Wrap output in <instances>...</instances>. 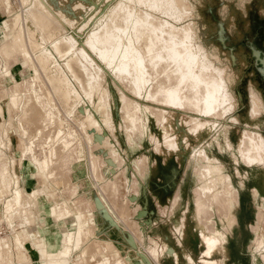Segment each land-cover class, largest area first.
Wrapping results in <instances>:
<instances>
[{
    "label": "bare ground",
    "instance_id": "bare-ground-1",
    "mask_svg": "<svg viewBox=\"0 0 264 264\" xmlns=\"http://www.w3.org/2000/svg\"><path fill=\"white\" fill-rule=\"evenodd\" d=\"M1 1L3 0H0V5H1ZM5 1L8 4V14L10 13L12 15H9L7 18L3 19L2 23L0 24V34L2 35L0 36L1 37L0 57L4 60L5 58L7 59L13 56L16 57L17 55H21L25 60L26 64H29L30 67H32L33 74L34 77L37 79V82L39 81L38 79H42L43 83L46 85L45 88L48 89V91L44 90V93L41 91L43 93L42 95L41 92L40 93L38 92L39 89L36 90L35 87L34 88L27 87L32 89H30V91L24 97L21 95L22 92L20 90L21 89L20 87H22L23 83L22 81H20L22 83L21 84L19 82L21 86L20 85L18 86L17 84L18 82H17L15 84L16 90L12 92L13 94L10 95V92L9 94H7L10 96H7L8 103L6 104V107L4 108V105L0 103V116L3 117L2 119H6L4 118V116L11 114L12 110L16 111V109L22 108L23 111L21 117L22 121H20L22 124L20 125L22 131V137L20 135V138H18V146L22 147V144L23 146L26 144L27 147L26 149L31 150L32 155L36 154V152L33 153L34 149L32 145L33 142L34 143L36 142L34 141L35 139L34 137H33L34 138L33 142H26L28 136L30 135L35 136V134L39 136L41 133H43L42 129H45L44 126L48 124L49 120L53 122L52 119L56 117L54 116L55 113L53 108L58 106L57 108L58 110H60L59 109L60 104H58L57 100L61 101L63 105L66 106L65 107L66 111H64L62 107L61 110H63V112L70 113V116L72 114V109H73L71 108V106L74 107L75 104L74 102H77V100H81V99L86 100L87 102H89L88 117L82 116L81 114L80 115L81 117L87 118L85 120L86 123H88V126L90 125L94 128L97 125L98 126L107 125V127H109L107 129L110 130L111 126L109 125H112V123H114V113H113L114 111L112 110V105L114 104V102L117 101L118 98L116 97L115 90H113V84L109 80V75L111 74L108 71L107 72L109 73V75H106L107 72L105 74L103 73V69L106 68L110 69L112 73L116 74L117 77L115 76V78H119L120 83L121 80H125V79L129 81L131 83V87L130 86L129 87L133 89L134 93L142 96V98L143 96L146 99L147 97L152 98V100H157L158 102L161 101L163 104L173 106L174 108L185 106L186 108L190 107V110L194 109L198 111L201 115L200 116L201 119H199L197 123L195 122L194 125L195 133L197 131L208 133L210 127H212L213 124L210 121V119L207 120V118L205 119V117L211 115L214 116L213 114H216V112L219 113L220 111L218 110L219 109L221 110V108H223V110L224 109L228 110V108H226V105L229 106L233 105L232 101L234 99L232 97V93L225 76L226 69L217 66L216 63L212 60L209 51L205 47L200 45L199 44L200 42L197 43L198 40L196 42L195 38L197 37V32L194 31L193 29L194 27H190V25L179 27L176 24V22L179 23L178 21H181V19L187 18L186 14L189 8L187 4L188 0H120L118 5L115 8H113V10L110 13L102 14V12H100L99 10L100 12L99 16L95 15L87 20H83V18H80L81 13L91 15L90 13L92 12V9L97 6L95 0H76V3L74 4V10L76 11V13L74 12L73 17H69L68 15L69 11L66 10L65 6H59L57 9H54L49 3L51 0H33L31 3H29L30 0H18L19 5L21 4L23 6L21 9L19 8L20 10H16V8L14 7V5H16L15 3H17L16 0H5ZM185 15L186 17H184ZM64 23L70 25V27L73 29V33L68 34V36L65 37L62 36L61 34L62 31L61 27ZM220 28H221L220 32L222 33L223 27ZM221 35L222 36L220 39L222 42H224L225 37L223 36V34ZM48 40H50L51 45L48 46L43 45ZM78 44H82L81 48H79L80 49L79 51H77L79 47ZM223 47H225L224 44ZM87 49L98 55V57L101 59L102 64L101 63L100 64L103 66V69L98 68L97 70H95V68L93 67L94 66L93 60H91L89 56L90 54H88ZM230 51L233 52L232 50ZM73 53L75 54L73 55ZM260 53H261L260 51L258 50L256 51V55L258 57H260ZM255 58L256 57H254V59ZM261 59L263 64L262 67L263 69L262 68L261 69L264 70V58ZM256 60L257 58L255 59V61ZM52 63L54 64V66H51ZM258 64L260 63L258 62ZM255 66H258L257 68H259L260 65H255ZM7 69L5 70L7 71ZM12 72L10 70V72L7 73L11 74ZM259 72L261 73V70ZM41 82L42 81L40 80V83ZM31 83L32 85L36 84V82L33 83V81ZM44 84H42L41 87L44 88ZM47 85L49 88H47ZM118 85L120 86V84ZM43 88H41V90H43ZM12 90L14 89H11V91ZM118 91H119V100L121 102L120 110L122 109L125 113L124 117L122 116L123 117L122 120L123 122L127 123V125H130L131 128L136 129L137 110L138 108L139 109H144V108L141 105H135L133 102L129 101L128 98H126V96L123 93H121L119 89ZM5 92L6 90L4 88V93ZM6 93L3 94V96H5ZM252 94H253L252 97L254 99L252 105L255 104L254 107L252 108L255 113L259 114L258 112L259 108L258 109L256 108L260 107L259 105H262L261 100L258 97H256L254 93ZM73 98L74 100L75 99L77 100L76 101L73 100L72 104L69 106V104L71 103V99ZM54 102L57 104H55ZM139 102L141 101L139 100ZM77 105L81 106L80 103L79 104L77 103L76 106L74 107V111ZM231 108L233 107L231 106ZM151 110L154 111V109L152 108ZM74 111L73 114L77 112L76 111L74 113ZM96 112L101 113V118L98 117ZM255 113L252 114V117L255 116L254 115ZM60 115L61 113H59L58 116ZM67 115L69 114H65V116ZM10 116H8L9 119ZM158 116L160 120H158L157 118L156 119L161 125L163 126L173 125L172 114L162 111V113H160ZM256 116L258 117L259 115ZM71 118L72 120H74L73 116ZM24 120H26L27 124L29 123V129H26L27 127L25 129L24 127H22L25 125V124L23 125ZM60 120L54 122L59 124L61 130H64L62 129L63 127L62 124L64 125V123L62 122L63 119L62 121ZM149 120L152 121V116H149ZM188 120L185 122L187 123ZM4 121L0 123V132L6 133L5 135H8V133L11 130L12 131L14 130V124L12 122L13 119L12 121L10 120L9 122L8 121L4 122ZM84 121L82 120V123ZM190 121H192V118ZM51 122L48 125H51ZM27 124L26 126H28ZM53 124L54 123H52V125ZM84 125L87 124L82 125L83 127H86ZM77 127H79V125ZM79 128L78 131L81 130V129L79 130ZM100 128L98 127V129ZM138 128L140 127H137V129ZM113 129L115 130L114 127ZM70 130L71 128L68 129V131ZM73 131L72 134H74ZM75 131L77 132V130ZM102 131H103V127H102ZM189 131L191 132L193 130L190 129ZM14 133L15 135H17L19 132L17 133V131H15ZM86 133H88V131ZM98 133H102V132L99 131ZM140 133H142V131H140ZM252 133L251 135H248L246 133L242 134L237 149L238 154H236L237 156L235 155L236 172L238 171L236 177H238L239 183L236 182L235 177H232L230 173L225 171L224 163L219 157H212L209 155V152L212 149H215V151L218 152V154L222 155V153L219 152L220 151L219 148L222 149L221 142H218L217 145L218 148L216 149V142L217 140L219 141L218 134L213 137L212 141H210L206 146L198 150L197 153H194L193 156L191 157L192 158L191 160L194 162H197V158L198 160L203 161V164L200 166L199 169V174H200L199 177L202 183L195 188L194 193H195L196 217L201 225L200 235L202 239V244L205 246V250L203 251L204 255L202 254V256L204 257L202 258L206 257L207 259H211V260L202 259L206 264L207 263L220 264L222 262L221 259L214 256L217 253H219L220 248H222L223 245L225 244L229 245L233 249L234 254L236 256L243 258L244 262L246 263L250 262V260L255 262L256 256L259 257V261L261 264L264 263V172H263L264 136H258V135L254 136L252 135ZM60 134H62L63 136V133H61V131L59 132V134L57 132L58 137L57 136L56 137L58 139L60 137ZM76 134L78 135V133ZM5 135L3 134L4 137ZM64 135L66 136V137L64 136L66 139L65 138L62 139L61 136L59 145L52 144L53 145L52 146L50 144L51 150L50 151L48 149L47 150L51 152L50 153L51 155L55 154L56 156L58 155L63 156V149L65 147H68L67 144L69 142L67 140V136L69 134H64ZM87 135L89 139L90 137H92V135L89 134ZM37 136L35 137L38 138ZM49 136H48L49 138L48 140H50ZM70 137L68 138L71 139ZM129 137L130 136H128V138ZM30 138L32 139V136ZM57 138L56 139L52 138V139L54 140V142H56ZM165 138L166 139H164L165 141L163 143H159V140L157 139L154 142L157 143L155 148L157 150V153H159L160 156H162L163 161L161 160L158 166H155L153 168L152 173H148V175L144 177L147 188L151 190L159 198H163V196L169 191L173 190L176 184L178 183L181 174L180 173L181 169L176 165V162L174 161L176 159L175 156L180 157V160L184 161L186 159L187 150L189 149V143H187L186 138H185L186 139L185 146H183L182 144L183 142L182 140L184 139H181L179 136H175V137L167 136ZM45 140L48 142L47 138ZM53 140H51L52 143ZM75 140L77 141V139ZM0 141H1L0 144H2L3 143L2 136L0 137ZM107 141L109 142L110 140H108L107 138ZM107 141H105L106 143L105 145H109ZM51 142L49 141V143ZM70 142L73 143V141L71 140ZM74 143L70 145L72 146L74 145ZM47 145H44V147L46 148L49 146ZM224 146L228 150L233 148V145L230 142V140H228V138ZM74 147L76 146H73V148L71 147V149H74ZM71 149L69 150L71 151ZM66 150L68 151L67 148H65V152ZM75 150L77 151L76 148ZM116 151L118 150H115V152ZM71 153L73 152H70V154ZM50 154H49V158L51 156ZM70 154H67V156L69 157ZM116 154L118 153L116 152ZM116 154L115 157L117 156ZM37 157L36 156L34 157L36 162L35 165H37L39 169H42L40 170V172H38L39 174L44 171L43 169L46 170V166L49 165L47 163V160L50 161V159H47L48 157L47 158L44 157L45 160H40L39 157L38 158ZM59 157H57L56 159H58ZM92 157L90 160L95 159L94 158L95 156ZM221 157L222 159H225V156H221ZM52 158L53 157H51V160ZM118 158L116 157L115 159ZM140 158L138 157V161L140 159L146 162V164H148L149 159L147 157H140ZM69 159L70 158H68V160ZM74 159L73 161L76 160ZM124 159L125 158H123V161ZM60 160L61 159H59V161ZM66 160L63 159V161H65L64 165H66L67 163ZM52 162L53 160L51 161V163ZM4 163L5 162H3L2 164ZM59 163H61V161ZM94 163L96 164L97 162ZM1 165H0V208L5 207V212H6L5 214L7 215L9 214L10 217L13 215L12 214L13 212H15L16 214V211L19 209V207L17 206L20 205L22 202L23 190H21L19 186V182H20L19 178L17 179L14 175H12L13 173L11 174L10 172L11 170L7 167L8 164H6L7 166L6 165L1 166ZM50 165L52 166V164ZM91 165L93 167V164ZM96 166L94 165V167ZM242 168H244L245 171L242 172ZM14 169L15 168H13V170ZM93 170L95 171L96 169ZM13 172L15 173V171ZM66 173H63L64 176L62 174L61 175L57 174V176H52L51 178L43 176L45 175V173L42 174V177L40 176L41 178L39 181L44 188L43 190L47 192L48 195L55 197L58 188H60V186L62 185H67L70 182V178L68 177L69 175L66 176L67 175ZM98 175L99 173L96 174V176ZM116 176L119 177V175ZM99 177L98 179L100 181ZM117 178H115V180L111 182V186L113 188L112 190L110 189L111 191H113L114 189L116 190L124 189L122 187L120 188L119 184L121 183H119V180ZM249 179L250 181L255 183L252 189L254 196L256 198H259L262 202L261 203L262 207L259 208L256 214L257 223L255 224L257 225V227L256 226L253 227V229L255 228V236H256V238L254 237L255 241L253 240L254 241V246H252L253 251L247 249L244 246V240L246 237H248L247 235L250 234L251 230L246 224L248 222V217H249L248 209L245 206H241L242 205L241 196L243 192V190H241V187H244L246 181ZM12 186H14L13 189L11 188ZM11 189H12V197H10L11 199L8 200L7 202L6 201L4 202L3 200H5L6 197L9 196V195L7 196V194H9ZM33 191L35 192L36 196H34L35 200H33L34 202L32 203H35L36 201L35 205H37V198L40 195L41 190H39L40 193L38 192L36 193L37 188L35 190L33 189ZM75 193L73 192V195ZM140 193H141L140 195H142V199H140V197L139 199L142 201L144 206L143 209L141 208L142 206L140 207L142 209V211L140 212V217L143 219L145 218L149 219L150 216L153 217L156 215L157 208L153 203L152 198L149 192H147V190L141 187ZM122 195L121 197H124L125 199L126 194L124 196ZM115 196L117 197V195ZM29 200L32 201L31 199ZM107 200L109 201V199ZM114 200L113 202L115 203L113 204L114 206H116L118 210L115 211V213L117 212L119 214V219H120V221L117 220L114 223V226H116V228L118 229H120V227L122 226L123 229L129 231L130 237L128 238V242L131 243L133 246H136V244L138 246L137 249L138 251L134 252L135 259L137 261L135 264H145L144 260L147 257H149L151 262L155 261L158 258L157 256L163 254L166 246H162L156 240H153L151 242L150 245L151 247L149 248V250L147 249L148 251L147 250L144 251L143 248L145 243L143 242V238H145L144 237L145 232H142L143 229L142 230L139 229V226L144 222L141 223L140 221L141 224L138 226L137 222L135 223L133 221L134 219L132 218V216L136 214L134 209L135 208L138 209V207L134 206L133 210L131 211L130 209L131 202L128 199L123 200L122 203L119 202L116 203L117 200L116 201ZM27 201L26 203H29ZM78 204L76 203L77 211H73L68 203H65L63 207H60L58 204H56V206L51 207V209L49 210V215H51V217H53L58 224H66L70 220L72 222L68 227L66 234H64L65 236L62 241L63 242L62 244L64 245L63 247H53L52 245H56L58 243L47 238L46 235L43 238L41 237L39 238L38 235L41 232H39L37 236L33 238L31 232L29 233V231L26 233H23L22 231H17L18 230L17 228L21 224L20 222L19 224H17V227L15 229L16 231L14 230L13 234H11L10 232L12 237H10V234H8L10 238L3 237L1 236L2 232L0 233V264H17V262H19L20 264H33L32 262L33 249L35 247H38L40 244L44 242H47L48 246L46 251H42V256L48 255L49 257H53L52 258L53 261H57L62 258H68V257L70 258L71 257L69 256L71 255L70 244L72 243L75 244L76 246L79 245L80 247V245L82 244L81 242H83L84 239L87 240L86 242H89V245L87 244L88 246L84 250L82 257L79 259L80 264H131V262L120 253L119 248L112 241L102 242L101 239L97 237L95 232V225H94V215L92 211L91 212L89 211L90 207L89 210H87L90 213H87L85 212L86 210L84 211L83 208H81L82 206ZM111 204L112 203L110 202V205ZM22 205L20 208H22ZM26 205L27 204L23 205L24 208ZM83 207L85 206L83 205ZM23 209H20L21 211L20 210L18 211L19 213L24 211V214L22 213L24 217L23 219L25 221H30L29 219L32 220L33 217L30 218V215L32 213L29 214V210L25 211V209L24 210ZM3 213L4 211H2V214ZM5 214L3 216L6 217ZM31 216H33V214ZM18 217L19 216H17V218ZM8 220L9 219L7 218V221ZM13 220H16V218L14 217ZM11 221H12V217L10 218V222ZM34 221L35 220H33V222ZM33 222H31V224H33ZM23 223L25 224V222ZM144 224H142V226ZM238 224H240V228H235V225ZM26 226L28 225L26 224ZM13 229L14 227L12 228V231ZM49 231H51V229L49 228V226H46L44 232L48 233ZM4 234H6V232ZM86 242L84 241L82 245H84ZM169 251L170 253L172 252L171 250ZM142 252L147 255L146 258L144 257L145 255H143ZM174 255L177 257V261H179L178 255L177 254ZM186 259L189 263L193 261V258L189 253H187ZM158 260L159 259H157L156 262ZM54 264H60V263L55 262ZM148 264H151L149 260H148Z\"/></svg>",
    "mask_w": 264,
    "mask_h": 264
},
{
    "label": "rangeland",
    "instance_id": "rangeland-1",
    "mask_svg": "<svg viewBox=\"0 0 264 264\" xmlns=\"http://www.w3.org/2000/svg\"><path fill=\"white\" fill-rule=\"evenodd\" d=\"M32 1L33 0H30L29 3H31ZM119 1L120 0H108V1L107 0H95V3L97 4V6L92 9V12L90 13L91 15H89V14L87 15L85 13H81V17L80 18H83V20H87V19H89V18H91V17H93L95 15L99 16L100 12H102V14L110 13L113 10V8H115L118 5ZM16 2L17 3H15L16 5H14V7L16 8V10H20L23 6L21 4L19 5L18 0H16ZM49 3L51 4V6L54 9H57L59 6H65L66 10L69 11L68 12L69 17H73L74 16V12L76 13V11L74 10V4L76 3V0H51ZM88 3H90V2H88ZM187 4L189 6V8L187 10V14H186L187 18L186 19L185 18L181 19V21H178L179 23L176 22V24L179 27L186 26V25H188V26L190 25V27H194L193 28L194 31L197 32V37L195 38L196 42L198 40L197 43L200 42L199 44L202 45L203 47H205L209 51V54H210L212 60L216 63L217 66H220V67L226 69L225 76H226V79L228 81V85L230 87V90H231V93H232V97L234 99L232 101L233 105H230V106L226 105V108H228V110L227 109L223 110V108H221V110L219 109L218 111H220L219 112L220 115H219L218 112H216V114H213L214 116L211 115V116L205 117V119L207 118V120L210 119V121L212 122L213 125L215 124L214 126L212 125V127H210L208 133L207 132H201V131H197L198 133L197 132L195 133V131H194L195 122L197 123L198 120L201 119V117H200L201 115H200V113L198 111H196L194 109L190 110V107L186 108L185 106L184 107H178V108L176 107V108H174L173 106H169V105L163 104L161 101L158 102L157 100H152V98H148L147 97V99H146L144 96H143V98H145V99H143L142 96L137 95L136 93L133 92V89L130 88L131 87V83L129 81H127L125 79V80H121V83H120V79L119 78H115L116 74L112 73L110 69H108V68L103 69V66L101 65L102 64L101 59L98 57V55H96V53H94V52H92V51L87 49L88 54H90L89 56H90L91 60H93V65H94L93 67L95 68V70L100 68V69H103V73L104 74L107 71L111 74V75H109L108 72L106 73V75H109V80H110V82H112L113 90H115L116 97L118 98L117 101L114 102V104L112 105V110L114 111L113 112L114 113V123H112V125H109V126H111L110 130L107 129V128H109V127H107V125H101L103 127V131H102V127L100 125L99 126L98 125L95 126L96 128L95 127L93 128L92 126L89 125L90 127H92V128H90L88 126V123H86V120H85V119H87L85 117H88L89 102H87L86 100H82V99L81 100H77V99L74 100V98L71 99V103L69 104V106L72 104L73 100L74 101L77 100V102H74L75 103L74 107L76 106L77 103L78 104L80 103L81 106L77 105V107L75 108V111H74V107L71 106V108H73V109H72V114L70 116V113L63 112V110L66 111V109H65L66 106H64L61 101L57 100L58 104L61 105V106L59 105V107H60L59 109L61 110L63 108V110H61V111L58 110V108H57L58 106L55 105L56 107H54L55 109L53 108V110H54V113H55L54 116H56V117H54L55 119L54 118L52 119L53 122H51V120H49V122H48V124H50V122H51V125L47 124V125L44 126L45 129L47 127L48 128L46 130L42 129L43 133L40 134L41 136L39 134H38L39 136H37L35 134V136H37L38 138H36L33 135H30V136H28V139L31 136H32V139L30 138L29 140L27 139V141H26V142H33V139L35 138L34 141L36 143L33 142L32 145H33V149H34L33 153L36 152V154H33L32 156H34V155L36 157L38 156L40 160H45V158H47V157H48L47 159H50V161L47 160V163L49 164V165L47 164L48 166H46V170L47 171L45 169H43L44 171L38 174L39 180L42 177V174H44V173H45V175H43V176L51 178L52 176H57V174L58 175L59 174L63 175V173H66V171H68L67 172L68 174L66 173L67 174L66 176H68L69 175L68 166H70L69 164L74 163L73 159L76 156L77 158L75 157V159H76V160L74 159L75 161L84 160L85 162L88 163L91 173H93V174H95V173L98 174L99 173L98 176H96V174H95V177H96L97 180H99L98 179L99 176H100L99 177L100 180H102L101 176L105 175V168H106L105 165L106 164L107 165L109 164L112 167H115V169H120L119 171L116 170L115 178L118 177L116 175H119V177L117 179L119 180V183H121V184H119L120 188L122 187L124 189H119V190L114 189V192L117 193V198L118 199H120V198L123 199V197H121V195L123 194L122 196H124L125 194H127V190H129L127 188V185L130 183V180H129L130 178L128 176L130 173H128V171H125V172L123 171L126 168V164H125L126 160L124 159V161H123L124 153L128 154V149L129 148H130L129 150H131L132 153L136 152V151L140 152V151H144V150L157 151L156 148H155L157 143H154L156 139L159 140V143H163L165 141L164 139H166L165 137H167V136H173V137L179 136L181 139H184V140H182L183 141L182 142L183 146H185V144H186L185 140L187 139V143H189V149L187 150V153H189V156L191 158L194 153H197L198 150H200L201 148L206 146L210 141H212L213 137L216 136L217 134L219 135V138H218L219 141L217 140V142H216V149L218 148L217 147L218 142H221L222 149L219 148V150H220L219 152L222 153V156H225L224 160H225L226 163H228L229 165H232L233 168L235 167V174L236 175L238 174V171L236 172V160H235L236 157H235V155L238 154L237 153V149H238L242 134L246 133L248 135H251V133L253 132L252 135H254V136H257V135L258 136H264V73H263L264 70H262L263 69L262 68L263 64H262V59H261V58H264V0H188ZM99 10H100V12H99ZM9 15H12V14H10V13L8 14V4H7V2L5 0H3V1H1V5H0V24L2 23L3 19L7 18ZM186 15L184 17H186ZM190 22L191 23L194 22V23H192L193 25ZM222 23L223 24L225 23V24L223 25ZM220 27H223L222 33L220 32L221 31ZM61 28H62L61 34L64 37L68 36V34H72L73 33V29L70 27V25H67V24L64 23ZM221 34H223V36L225 37V41L224 42H222L221 39H220L221 36H222ZM0 36H2V35L0 34ZM45 43L43 44L45 46L51 45L50 44V40L46 41ZM251 43H252V45H251ZM223 44H224L225 47H223ZM78 45H79V47H78L77 51L80 50L79 48H81L82 44H78ZM252 47H253V49H252ZM228 48L230 50H232L233 52H231ZM257 50L261 52L260 53V57L261 58L256 55V51ZM232 53H233V55H232ZM74 54L75 53H73V55ZM253 56L257 58L256 61H255L256 58L254 59ZM2 60L3 59L0 57V64H1V66H0V68H1L0 69L1 70L0 71V91H1V93H0V103L2 105H4V108L6 107V104L8 103L7 102V98H8L7 96H10L11 94H13L12 92H14L16 90L15 89L16 88L15 84L17 82H18L17 83L18 86L19 85L21 86V84L23 83L22 87H20L21 88L20 90H21L22 93L21 92L20 93L24 97L30 91V89H32L34 87H35L36 90L39 89L38 90L39 93L41 91L44 93V90L48 91V89L45 88L46 85L43 83L42 79H38L39 83L37 82V79L34 77L32 67H30L29 64H26L25 60L23 59V57L21 55H17L16 57L13 56V57L7 58V59L5 58L3 60L5 62H3ZM257 61L260 64H258ZM95 63H96V65H95ZM255 65H260L261 67L259 66V68H257L258 66H255ZM51 66H54V64L52 63ZM4 68L5 69L8 68L7 71ZM11 68L13 69V72H12ZM16 68H17V70H16ZM10 70H11L12 73L11 74L7 73V72H10ZM260 70H261V73L259 72ZM3 71L4 72L6 71V72L4 73ZM262 73H263V75H262ZM2 74H4L5 76L2 75ZM35 79H36V81H35ZM40 80L42 81L41 83L44 84V88L41 87L42 84L40 83ZM20 81H22V83ZM32 81H33V83L36 82V84H34L35 86L32 85V83H31ZM25 82H26V84H25ZM122 83H124V84H122ZM37 84H40V85H37ZM118 84H120V86ZM238 84H240L241 89L238 87ZM27 87H32V88H27ZM119 87L122 88V89H120ZM4 88H5L6 92H8V93L5 92L6 93L5 96H3V94H5L4 93ZM41 88H43V90H41ZM47 88H49L48 85H47ZM117 88L121 91V93H123L126 96V98H128L129 101L133 102L135 105H141L144 108V109H139L138 108L137 113H136V115H137L136 125H137V127H140V128L137 129V127H136V129H133V128H131L130 125H127V123L123 122L122 118L124 117L125 113H124V111L122 109L120 110L121 102L119 100V91H118ZM11 89H14V90L11 91ZM240 90H241V92H239ZM9 92H10V95H7V94H9ZM43 93H42V95H43ZM240 93H242V95H240ZM252 93H254L255 96L258 97L261 100V104L262 105H259V104L258 105L260 107H262V108H260V107L256 108V109L259 108L258 109L259 114L255 113L253 108H252L255 105V104L252 105L253 102H254L253 101L254 99L252 97V95H253ZM148 99H150V100H148ZM139 100L141 102H139ZM55 104H57V103H55ZM231 106L233 108H231ZM229 107H230V109H229ZM151 108L154 109V111L151 110ZM86 110H87V112H86ZM157 110H159V111H157ZM161 110L172 114V117H173L172 118V122H173L172 126H169V125L163 126V125H161L158 122V120H160L158 115L160 113H162ZM259 110L262 111V112H260ZM73 111H74V113L76 111L77 112L75 114H73ZM12 112H11V114L13 116L11 114H9L7 116H4V118H6V119H2L3 117L0 116L1 117L0 118V123H1L4 120H5L4 122H7L8 119H9L8 116L11 115L9 121L10 120L12 121V119H13L12 122L14 124V130L13 131L11 130L8 133L9 136L5 135L6 133H1L0 132V135L2 136V142H3L2 144H0V165L3 162H5V163L2 164V165L8 164V166L7 165L6 166L11 170V171L10 170L9 171L11 172V174L13 173L12 175H14L18 179L19 178L18 177L19 176L18 175L19 168H21L23 166V162L24 161L29 160V158L31 157L32 152H31V150H27L26 149L27 148L26 144H25L26 142L24 143L25 144L24 146H23V144H22V147L18 146V138H20V135L22 137V131H21V128H20V125H22L21 122H20V121H22L21 120L22 119L21 118L22 117V113H23L22 108L21 109H16V111L12 110ZM59 113H61L62 116L61 115L58 116ZM217 113H218V115H217ZM253 113H255L254 114L255 116L252 117ZM65 114H69V115L65 116ZM80 114L82 116H85V117H81ZM97 115H98V117L101 118V113L100 112L97 113ZM256 115H259V116L257 117ZM72 116L74 117V120H72V118H71ZM149 116H152V121L149 120ZM11 117H12V119H11ZM59 117H62V118H59ZM255 117H256V119H255ZM191 118H192L193 122L190 121ZM56 119L57 120L61 119L60 121H62V119H63L62 122L64 123V125L62 123L61 124L63 126L62 129H64V130H61V127H59V124L55 123L57 121ZM188 119H190V120H188ZM77 120H78V123H77ZM82 120L83 121L85 120L84 121L85 123L84 122L82 123ZM187 120H188V122L186 123L185 121H187ZM70 121H72V122H70ZM19 122H20V124H19ZM23 122H24L23 125L24 124L25 125L22 126V127H24V129L26 127H27L26 129H29V123L27 124L26 120H24ZM79 122H80V124H79ZM52 123H54V124L52 125ZM26 124L28 126H26ZM83 124H87V125H84L86 127H83L82 126ZM78 125L81 128L77 127ZM112 126L115 128V130L113 129ZM125 126H127V127L129 126L128 128H130V129H128ZM87 127H89V128H87ZM98 127L99 128L101 127V128L98 129ZM170 127H171V129H170ZM70 128H71V130L68 131V129H70ZM78 128H79V130L80 129L82 130V131L80 130L82 133L80 131H78ZM142 128H143L144 132H143ZM86 129H87L88 133H86L87 132ZM131 129H133V130H131ZM174 129H175V131H174ZM190 129H192L193 131L190 132L189 131ZM57 130H60L61 133H63V136H62V134H60V137L62 136V139H64L66 137L64 134H69L67 136V140L69 141L68 144H67L68 147L71 146L70 144H73L74 141H75L74 145H72L71 147L72 148H73V146H76V147H74V149H71V147H69V148L65 147V148L68 149V151L66 150V152H65V148H64L63 149V156L62 155L56 156L55 154L51 155L50 154L51 152H49L51 150V145L52 144L53 145H55V144L59 145V143H60V140H61L60 137H59V139L57 138L58 137L57 136V132L59 134L60 131H57ZM75 130H77V132ZM98 130L100 132H102V133H98L99 132ZM112 130H113V132H112ZM15 131H17V133L18 132L19 133L17 135H15V133H14ZM72 131L74 132V134H72ZM83 131H84V133H83ZM140 131H142V133H140ZM55 132H56V134H55ZM75 132L78 133V135ZM131 133H132V135H131ZM3 134L5 135V137L3 136ZM81 134H83V135H81ZM87 134L92 135V137L94 136L93 139H92V137H90V139H89ZM75 135H77V136H75ZM48 136L50 137V140H48L49 139ZM54 136H55V138H54ZM128 136H130V137L128 138ZM3 137H4V139H3ZM51 137L53 139L57 138V140H56L57 143L54 142V140ZM68 137H70L71 139H69ZM74 137H76V138H74ZM46 138H47L48 142L45 140ZM107 138H108V140H110L109 141L110 143L107 141ZM227 138H228V140H230V142L233 145V148L230 149V150L226 149L225 146H224L226 144ZM75 139H77V141ZM85 139H87V140H85ZM91 139H92V141H91ZM51 140H53V143L51 142ZM70 140L73 141V143L70 142ZM88 140L91 141V142H89ZM104 140L107 141V143L109 145H105L106 143H105ZM146 140L148 141L149 144H146L147 143ZM42 141H43L44 145H47L49 143V141H50L51 143L48 144L49 146L47 145L49 148L48 147L45 148L44 145L42 144ZM44 141H45V143H44ZM0 143H1V141H0ZM39 144H41V145H39ZM8 145H10V146H8ZM75 148L77 149V151L75 150ZM69 149H71V151ZM72 150H74V151H72ZM92 150H93V153H92ZM115 150H118L116 152L119 155L116 154ZM212 150L215 151V149H212ZM28 152H30V153H28ZM48 152L51 155L50 158H49ZM70 152H73V153H71L72 156H71ZM64 153H65V155H64ZM66 153L70 154L69 157L67 156ZM111 153H112L113 156L111 155ZM61 154H62V152H61ZM115 154L117 155L116 156L117 158L119 157L118 159H115L116 158ZM90 155H91V157L95 156L94 157L95 159L90 160L91 159ZM108 155H109V157H108ZM59 156H61L65 160L67 158L66 162L68 163V166H67V163H66V165H64L65 161H63V159L61 157H59ZM34 157H33V160H34V163L36 164ZM51 157H53L52 158V160H53L52 163H51V161H52ZM57 157H59V158L56 159ZM113 157H115V158H113ZM145 157H147V156H145ZM68 158H70V159L68 160ZM139 158H140V156H139ZM59 159H61L60 160L61 163H59L60 162ZM140 159H139L138 162L146 163V162H144L143 160H140ZM54 160H55V163H54ZM94 162H97V163L95 164ZM50 164H52V166ZM91 164H93V167H92ZM202 164H203V161L198 160V158H197V162H194V165L198 168V170L200 169V167H198V166H201ZM63 165L67 166V167H64ZM94 165L95 166L97 165V166L94 167ZM36 167L38 169L37 170L38 172H40V170H42V169H39L38 166H36ZM53 167H56V168H53ZM13 168H15V169L13 170ZM132 168L135 169V166L132 167ZM93 169H96V170L94 171ZM12 170L15 171V173ZM136 171L137 172H131L133 184H132V187H130V189L132 191L135 190V189L137 190V184L139 183L138 180H137V177L139 176L140 171H138V170H136ZM195 175L198 176L197 174H195ZM115 178H114V180H115ZM135 179L137 180V183H136ZM128 180H129V182H128ZM19 181H20V179H19ZM126 182H128V183H126ZM142 182H144V181L142 180ZM142 184L143 185L141 187H143L145 190H147V192H149V189L147 188L146 183L144 182ZM19 186H20L21 190H23V188L20 185V182H19ZM11 188L13 189L14 186H12ZM12 189L9 192V194H7V196L8 195L9 196L6 197L5 200H3L4 202L5 201L7 202L8 200L11 199L10 197H12ZM43 189H41V193L44 191ZM39 190L40 189L37 188L36 193L37 192L40 193ZM121 190L122 191L124 190L123 192H125V193H123ZM74 192H76L75 189H74ZM120 192H122V193H120ZM10 193H11V195H10ZM24 193H26V194H24ZM22 194L24 195V197L22 195V202H21L20 205L17 206V207H19V209L16 211V214H15V212H13L12 213L13 215L10 214L12 216L9 217V214L8 215L5 214L6 213L5 212V207L0 208V211H1L0 212L1 213L0 214L1 215L0 220L2 219L0 221L1 222L0 223L1 224L0 225V233L2 232L1 236H3V237H7V238L12 237L11 234H13L14 230L17 227V224H19L20 222H21V224L17 228L18 229L17 231H25V233H26L28 231L30 232V229H32L31 228V225H32L31 222H33V220H35V218H36L35 211H37V205H35L36 201H35V203H32V202H34L33 200H35L34 196H36V194H35V192L33 190H32V193L31 192L27 193V192H25L23 190ZM70 194H71V192H67L68 196H70ZM140 194H141L140 193V189H138L136 194H135V195H139V196H137L138 199H139V197H141L140 199H142V195H140ZM175 194L177 195V191H176ZM26 195H27V197H30V198H27ZM32 198H34V199H32ZM29 199H31L32 201H30ZM140 199H139V201H141ZM26 201L29 202V203H26ZM139 201H137L135 204L130 201L131 202V207L132 206H133V208H134V206L138 207V209L137 208L134 209L136 214H134L132 216V218L134 219L133 221L135 223L137 222L138 226L142 222L146 223V224L142 223L144 225L142 226V224H141L139 226L140 230L143 229L142 232H146L145 229L148 227L147 225L148 224L149 225L153 224L152 222H153V218L155 216H153V217L150 216L149 219H146L145 217H144L145 219L141 218L140 217V212L143 209V203H142V201L141 202H139ZM155 201H156V199H155ZM182 201L186 202L188 200H187V198H183V199L181 198L180 204L176 205V219L175 220H173V218H172V203H171L172 201H171V198H168V200L165 203H163V204H160V203H158L156 201V206H157L159 215L157 216L158 217L157 218L158 223H156L157 220H155L154 227L157 228V227H160L161 224H163L164 226L168 227V229H166V228L164 229L163 228L162 232L160 233L163 236V237H161V235H160V237L162 238L161 239L162 241L161 240L158 241V239H156V238H160V237L156 236V233H155L154 237H147L146 238L147 239L146 240L147 244H144V248H143L144 251H146L147 249L149 250V248L151 247L150 246L151 242L153 240H156L159 244H161V242L165 243V241L166 242L170 241V238H168L167 234H169V229L172 227V221H174V224H177L176 225L177 226L176 227L177 230H175V233H174V237H175L174 243H177V244L179 243V245L182 244L184 247L186 245V247L188 249H190L191 247H194V243L197 242V238H199V237L198 236L191 237L190 236L191 235L190 234V230L188 232L189 233L188 236H184L183 235L182 226H183L184 221H183V219H181V216H182L183 212L186 211L188 205L187 204H183ZM30 202L32 203V205H31ZM64 202L69 204V202H67L66 200ZM22 203H23V205L27 204L26 205L27 208H26V206L24 208ZM79 203H81V202H79ZM29 204H30V206H29ZM64 204H63V206H64ZM140 204H142V205H140ZM21 205H22V208H20ZM78 205L82 206L81 208H83L84 211L86 210L85 212H87V213H90L92 211V208H91L90 205H87L88 206L87 207L85 205V203H83V202L81 204H78ZM83 205L86 208L83 207ZM30 207H31L32 210L30 209ZM89 207H90V210H89ZM23 208L25 209V211L29 210V214H31V213L33 214V216H31L32 214L30 215V218L33 217L34 219L32 218V220L29 219L30 221H25L23 219L24 218L23 217L24 211H22L20 213L18 212L20 209H23ZM87 210H89L90 212H88ZM2 211H4L3 214H2ZM177 211H178V213H177ZM92 213H93V211H92ZM137 213H139V214H137ZM4 214L6 215V217L3 216ZM135 215L138 217V218L136 217L137 220L135 218ZM17 216H19V217L21 216L20 217L21 219L19 217H18L19 218L18 219ZM11 217H12L13 223H12V221L10 222V218ZM14 217L16 218V220H13ZM7 218L9 219L8 221L10 222V224L7 221ZM5 221H7V222H5ZM22 221L25 222V224ZM139 221H141V223ZM256 221H257V218H256ZM187 222H188V229L192 230L194 228V221L189 219V220H187ZM56 223H57V221H56ZM155 223H156V225H155ZM22 224H24V225H22ZM26 224L28 226H26ZM46 225H48V224H46ZM254 226L257 227L256 224L252 225L250 227V230H251L250 232H252L253 240L255 241L254 237L256 238V236H255V228L253 229ZM1 227H2V229H1ZM13 227H14V229L12 231ZM67 230H68V228L63 232V234H62L60 239H57V240L55 239L54 240L58 244L52 245L53 247H63L64 246L62 244L63 243L62 241H63L64 236H65L64 234H66ZM5 232H6L7 235L10 234V232H11L10 237H9V235L7 236L6 234H4ZM34 232H36V231L34 230ZM250 234L247 235L248 237L245 238L244 242L249 238ZM144 237H145V233H144ZM184 238H186V239H184ZM194 239L196 241H194ZM84 241L86 242L87 240L84 239L83 242H81V243L83 244ZM101 241L103 242V240H101ZM254 241L252 243V246H254ZM107 242H109V241H107ZM82 244L80 245V247H79V245L76 246L75 244H72V243L70 244L71 245V249H72L71 253H70L71 255H69V256H71L70 257L71 264H77L80 261L79 259L82 257V254H83L84 250L86 249V247L89 245V242H86L84 245H82ZM14 248H15V246H14ZM181 249H182V246H181ZM167 250L168 249L166 247L165 251L167 252ZM77 251L80 252V255H78V257L76 258L77 262H74L73 261L74 254ZM36 252H38V251H36ZM166 252H163V254H161L159 256H163L164 253H166ZM193 253H194L193 255L195 257V260L192 257L193 261H194V262L193 261L190 262L192 264H206L202 259L211 260V259H207L206 257L205 258H200L199 257L200 253H198L196 251L193 252ZM183 254H184V252L181 254V257L184 256ZM202 254H203V252H202ZM159 256H157L158 258L157 257L156 258L160 259ZM202 257H204V256H202ZM52 258L53 257H46V258L42 259V256H41L40 264L52 263L53 262ZM147 258L149 259V257H147ZM155 261H153V262H155ZM17 264H20V263L17 262Z\"/></svg>",
    "mask_w": 264,
    "mask_h": 264
},
{
    "label": "crops",
    "instance_id": "crops-1",
    "mask_svg": "<svg viewBox=\"0 0 264 264\" xmlns=\"http://www.w3.org/2000/svg\"><path fill=\"white\" fill-rule=\"evenodd\" d=\"M238 87L241 89L240 84H238ZM241 92V90L239 91ZM242 95V93H240ZM146 144H149L148 141L146 140ZM130 149V148H129ZM128 149V154L124 153V158L126 160V168L124 171H128L130 173L128 176L130 178V183L127 185V194L125 195V199H119L115 196L117 193L111 191L113 188L111 186V182L115 178L116 170L119 171L120 169H115V167H112L111 165H105V175L101 176L102 180H97L95 175L91 173L89 169V165L87 162L84 160H77L74 161V163L70 164L69 168V177H70V182L67 185H62L58 190L56 191V198L52 197L47 194V192L43 191L37 198V211L36 213V218L34 223L31 225L30 232L33 238L37 236L39 232L38 237L43 238L45 235L47 238L51 239L54 241L55 239H60L63 232L70 226L72 223L71 220L67 222V224H57L56 221L49 215V210L51 207L56 206L58 204L59 206L63 207L64 200L69 202V205L73 211H77L76 209V202H83V203H88L93 211L94 215V225H95V232L97 237H99L103 241H112L118 248L120 253L127 258L131 264H135L137 261L135 259V253L138 251V246H133L131 243L128 242V238L130 237V232L126 231L123 229L121 226L120 229L116 228L114 226V223L119 219V214L115 211H118L116 206H114L113 200L119 203H122L123 200H129L133 202L134 204L139 201L136 192L138 189H141V186L143 185L142 183L146 182L145 178L148 173L153 172V168L155 166H158L159 162L161 160L163 161L162 156H160L157 151L155 152L154 150L148 151H136V152H131V150ZM143 152V153H142ZM217 152L214 150H210L209 155L212 157H219L222 162L224 163L225 171L230 173L232 177H235L236 182L239 183L238 177H236L235 174V167L233 168L232 165H229L228 163L225 162L224 159H222L221 154H216ZM136 154V155H135ZM221 155V156H220ZM145 157L147 156L149 158L148 164L146 163H140L138 162V157ZM176 159L174 160L176 162V165L181 169V174L180 178L178 180V183L174 187L173 190L169 191L166 193L163 198H159L157 195H155L151 190H149V194L152 198L153 203L156 206V201L160 204L165 203L168 198H171V203H172V218L173 220L176 219V205L180 204L181 198H187L188 201L183 202V204H187V209L186 211L183 212L181 219H183L184 223L182 226L183 229V235L188 236V232L190 230V236H198L197 242L194 243V247H191L188 249L185 245V247L179 243H174V233L175 230L177 229L176 225L174 224V221H172V227L169 229V234H167L168 238H170V241H165L161 242L162 246H166L167 249L171 250L172 252L170 253L169 250L164 251L163 256L160 257V259L156 262H151L150 259L146 258V254L144 257L146 258L144 260L145 264H148V260L151 264H192L189 263L186 259L187 253H189L195 260L194 253L193 252H198L200 253V258H202V252L205 249V247L202 244V239L200 235V230H201V225L196 217V210H195V193L194 190L195 188L202 183L200 180V174L198 168L194 165V162L191 160L189 153L186 154V159L184 161H181L179 157L175 156ZM31 160V161H30ZM190 160V161H189ZM139 163V165H138ZM35 165L33 156L31 154V157L29 160H26L23 162V166L19 168L18 170V175L20 179V185L23 188V190L27 193L32 192L33 189H43V186L41 185L39 178H38V169ZM135 166V170L134 167ZM200 167V166H198ZM197 170H196V169ZM136 170L140 171L139 176L137 177L138 184H137V190H131L130 187H132L133 180L131 176V172H136ZM115 171V172H114ZM142 171V172H141ZM245 171L244 168H242V172ZM67 172V171H66ZM264 172V170H263ZM68 174V173H67ZM197 174L198 176H196ZM144 176V177H143ZM142 178L143 181L142 182ZM95 180V181H94ZM137 182V181H136ZM109 184V185H108ZM255 183L252 181L247 180L246 184L244 187H241L242 192V205L245 206L248 209L249 212V217H248V222L246 223L247 226L250 227L256 223V214L261 206V200L259 198H256L252 192L253 186ZM111 186V187H110ZM106 188V189H105ZM74 189L76 190V193L74 192ZM111 189V190H110ZM177 191V195H175ZM67 192H71L70 196L67 195ZM73 192L75 193L73 195ZM45 193V194H44ZM108 193V195H107ZM113 195V196H112ZM72 196V197H71ZM69 197V198H68ZM98 197V198H97ZM176 197V198H175ZM55 198V199H54ZM141 198V197H140ZM81 199V200H80ZM109 199V201L107 200ZM131 199V200H130ZM156 199V201H155ZM76 200V201H75ZM78 200V201H77ZM185 200V199H184ZM110 202L112 203L110 205ZM141 202V201H140ZM79 203V204H81ZM175 203V204H174ZM104 204V205H103ZM113 205V206H112ZM175 205V206H174ZM113 208H112V207ZM115 207V208H114ZM144 207V206H143ZM157 208V206H156ZM133 210V206L130 208ZM237 209V207H236ZM131 210V211H132ZM178 213V211H177ZM159 215L158 209L155 217L153 218V224L147 225L148 227L146 228L145 232V238L143 239L144 243L147 244V237H154L155 233L157 237H163L162 234H160L163 230V228L168 229V227L164 226L163 224L160 225V227H154V222L157 220V216ZM136 218V215H135ZM137 219V218H136ZM192 220L194 221V228L188 229V222L187 220ZM140 222V221H139ZM158 223V220L156 221ZM155 223V225H156ZM167 223V222H166ZM48 224V225H46ZM49 226L51 231L44 232V229L46 226ZM161 228V229H160ZM235 228H240V224L235 225ZM34 230L36 232H34ZM25 233V231H22ZM29 232V233H30ZM159 232V233H158ZM198 232V233H197ZM51 233V234H50ZM249 238L244 242V246L247 249H252V243H253V235L252 232H250ZM187 234V235H186ZM156 238L161 240L162 238ZM149 239V238H148ZM186 239V238H184ZM191 239V238H190ZM60 241V240H59ZM162 241V240H161ZM191 241V240H190ZM194 241H196L194 239ZM47 242H44L40 244L38 247H35L33 249V256H32V262L33 264H40L41 261V256H42V251H46L47 249ZM182 246V249H181ZM71 247V246H70ZM42 249V250H41ZM166 249V248H165ZM72 250V249H71ZM38 251V252H36ZM169 252V253H168ZM184 252V256L181 257V254ZM134 253V254H133ZM173 253V254H172ZM178 255V260L177 257L174 255ZM41 255V256H40ZM80 255V252L77 251L74 254V262H77V257ZM199 255V254H198ZM49 257L48 255L42 256V259ZM214 257H218L219 259L222 260L221 264H259V257L256 256L255 262L251 261L246 263L244 262L243 258L236 256L233 252V249L225 244L223 245L222 248H220L219 253H217ZM53 261V259H52ZM55 262L60 263V264H71V259L68 258H62L57 261H53L52 263L49 264H54ZM80 264V261L77 263ZM261 264V263H260Z\"/></svg>",
    "mask_w": 264,
    "mask_h": 264
}]
</instances>
